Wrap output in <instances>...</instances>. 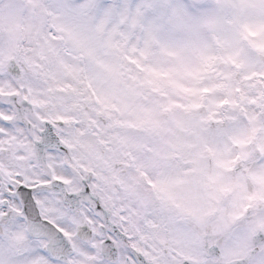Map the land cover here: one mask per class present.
Segmentation results:
<instances>
[{
  "label": "snow or ice",
  "instance_id": "1",
  "mask_svg": "<svg viewBox=\"0 0 264 264\" xmlns=\"http://www.w3.org/2000/svg\"><path fill=\"white\" fill-rule=\"evenodd\" d=\"M0 264H264V0H0Z\"/></svg>",
  "mask_w": 264,
  "mask_h": 264
}]
</instances>
